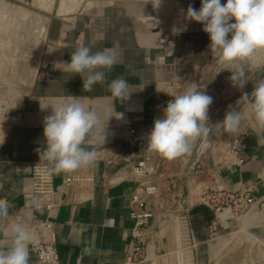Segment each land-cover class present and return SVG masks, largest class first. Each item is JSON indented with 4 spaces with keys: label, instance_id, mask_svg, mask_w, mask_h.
I'll return each instance as SVG.
<instances>
[{
    "label": "crops",
    "instance_id": "1",
    "mask_svg": "<svg viewBox=\"0 0 264 264\" xmlns=\"http://www.w3.org/2000/svg\"><path fill=\"white\" fill-rule=\"evenodd\" d=\"M199 1L160 0L157 6V0H104L98 7L83 6L81 11L61 15L60 4L54 6L52 1L44 0V8L34 5L41 17L43 51L45 55L54 50L57 54L47 56L40 64L32 90L25 95L33 97L18 108L21 112L18 118L0 129V199L10 204L8 220L0 222V238L12 220L26 222L33 231L32 227L46 218L45 212L29 208L27 201L34 195L29 165L40 161L36 149L46 147L43 128L51 107L70 97H79L86 107L100 114L103 128L112 106L106 84L123 76L132 93L124 102L115 99L116 111L111 113L116 116L120 112L123 117H112L107 122L104 144L88 145L96 152L91 168L92 192L87 198L65 194L63 180L68 173H56L59 190L56 200L61 202L53 221L61 264L124 263L134 224L129 216L130 197L136 187L131 167L143 155V144L154 119L163 116V100L170 97L167 93L180 94L190 83H198L201 91L213 97L208 117L209 123L215 125L223 121L228 107L236 109L237 97L245 92V87L238 89L231 84L229 71H222L223 66L210 51L203 25L186 17L188 6L196 9ZM156 14L157 23H165L159 26L158 34L146 21ZM59 20L61 27H57ZM174 29L193 34V38H186L179 49L161 46L159 38L174 36L178 32ZM114 43L119 44L121 59L105 73L106 84H97L91 92L84 91L78 74L57 69L61 67L57 63L69 61L79 46L100 50ZM261 65L251 63L248 77ZM242 111L241 130L236 134L225 132L223 140L214 142L208 150L214 167L205 161L207 166L189 178L191 189L221 186L238 191L244 184L253 183L255 196L264 198V130L257 127L246 107ZM124 121H132L142 132V143L137 149L125 147L115 134L118 128L123 132ZM231 137H241L246 143L240 158L225 149L224 140ZM88 139L93 137L89 135ZM111 139L114 140L109 142ZM202 139L203 136L195 141L191 154L173 160L152 153L155 158L163 159L167 171L188 172L197 161ZM213 221L214 213L206 205L192 206L154 235L153 250L157 258L147 264H172L175 259L183 264H264V209L254 207L247 212L240 225L243 232L236 239H211ZM29 264H37L31 245Z\"/></svg>",
    "mask_w": 264,
    "mask_h": 264
},
{
    "label": "clouds",
    "instance_id": "2",
    "mask_svg": "<svg viewBox=\"0 0 264 264\" xmlns=\"http://www.w3.org/2000/svg\"><path fill=\"white\" fill-rule=\"evenodd\" d=\"M160 0H157L159 6ZM186 17L203 25L210 40V51L223 70L231 73V84L243 89L248 83L246 64L253 61L258 52H264V0H201L196 10L189 5ZM179 30V29H174ZM121 59L119 44L93 50L83 45L70 55L69 61L58 62L57 69L68 74L79 75L84 91L91 92L97 84L105 85V73L111 71ZM112 100L111 111L106 114V126L101 128L100 114L86 107L79 97H70L51 107V114L45 117L43 136L46 147L37 148L40 160L48 162V175L52 173H71L94 163L96 152L90 150L92 143L104 144L107 139V122L116 116L115 99L126 101L132 93L123 76L106 84ZM168 100L163 116L154 119L151 131L146 136V149L164 159L173 160L191 154L195 141L219 132L236 134L241 130L244 114L242 110L229 107L223 121L209 123L208 111L213 97L200 90L192 82L180 94L167 93ZM252 114L259 129L264 130V78L259 79L249 96L244 93L237 102ZM91 135L93 139L89 140ZM2 144V143H0ZM27 205L43 213V205L38 195H32ZM10 204L0 199V222L9 218ZM34 218V217H30ZM37 235L23 221L12 220L7 223L3 238H0V264H29V246L37 243Z\"/></svg>",
    "mask_w": 264,
    "mask_h": 264
},
{
    "label": "built area",
    "instance_id": "3",
    "mask_svg": "<svg viewBox=\"0 0 264 264\" xmlns=\"http://www.w3.org/2000/svg\"><path fill=\"white\" fill-rule=\"evenodd\" d=\"M221 3H226V0H221ZM159 44L167 49H174L175 35L160 37ZM170 99L171 97H166L163 100L164 107ZM124 122L122 125L124 127H121L123 132H119L118 128L114 130L115 134L121 138L125 147L131 150L137 149L142 143V132L132 121ZM116 135H113V138ZM245 149L246 143L241 137H234L226 145V150L239 158ZM239 163H243V159H239ZM206 166V162L203 161L196 165L193 171L181 173L167 171L163 159L155 158L153 153L146 149V144H143V155L130 171L131 178L136 184L129 202V216L134 224L123 264H147L154 261L157 258L153 250L154 235L167 227L169 223L179 219L196 204H204L214 213V221L210 228L211 239L218 234L223 225L229 223L228 216L235 220H243L252 208L264 209V198L255 196L253 183L244 184L238 191H229L221 186L191 189L189 178ZM29 167L32 191L40 197L43 212L46 213V218L32 227L38 238L37 243L34 246L31 245L36 263L61 264L53 221L61 202L56 200V195L59 193L56 187V173L48 175L45 169L51 165L43 160L32 161ZM91 168L92 164L68 173L63 180L66 188L64 193L67 195L73 193L80 198H87L93 186ZM242 232L243 229L233 239L240 236ZM223 235L232 237L229 228L228 231L223 232ZM172 264L183 263L175 259Z\"/></svg>",
    "mask_w": 264,
    "mask_h": 264
},
{
    "label": "rangeland",
    "instance_id": "4",
    "mask_svg": "<svg viewBox=\"0 0 264 264\" xmlns=\"http://www.w3.org/2000/svg\"><path fill=\"white\" fill-rule=\"evenodd\" d=\"M43 1L21 0L17 3L19 5L17 7L6 6L4 2H0V39L3 41L0 40V75L20 85L14 87L0 84V129L6 126L8 121H11L9 108L18 109L22 104L27 103L30 97H33L32 95L29 97L25 95L30 94L32 90L40 64L46 61L49 56L52 57L57 54L55 50L47 55L43 51L44 33L40 35L42 30L41 17L37 15L39 9L35 8V6L44 8ZM48 1H52L54 6L60 4L58 14L61 15L73 10L81 11L83 6L91 7L93 5L98 7L102 4L100 2L104 0ZM47 18L45 15L43 19L45 23L48 21ZM60 22L61 20H59L57 27H61ZM256 55L251 63L256 64V66L261 65L264 62V52ZM251 63L246 64L248 72ZM248 79L250 80V77Z\"/></svg>",
    "mask_w": 264,
    "mask_h": 264
},
{
    "label": "water",
    "instance_id": "5",
    "mask_svg": "<svg viewBox=\"0 0 264 264\" xmlns=\"http://www.w3.org/2000/svg\"><path fill=\"white\" fill-rule=\"evenodd\" d=\"M19 1H21V0H0V2H4V4L6 6H13V7L19 6V5H17V3ZM199 6H201V1L196 3V5H195L196 9L199 8ZM157 18H159V16L156 14V17H153L151 19L146 20L154 28L155 34L160 33L161 30H160L159 26H162L165 24V23L164 24L157 23ZM162 21H164V20H162ZM186 38H193V34L185 33V32H179V31L177 33H175V40H176L175 48L179 49L182 45V42ZM261 78H264V65H262V66H260L254 70V72L252 73V77L250 78V80L248 81V83L245 86V92L240 93L239 97H237V98L240 99V97L244 93H248L249 96H251V93L254 90V86H255L256 82ZM0 84L5 85V86L11 85L14 87L20 86L19 83H16L14 81H10L9 79H6V77H3V75H0ZM239 99H238V101H239ZM242 107H243V105H240L237 103L236 110H242ZM20 114H21L20 109H10L9 108V115H10L11 119H17ZM224 134H225V132L221 129V131H219V132L210 133L208 137H203L202 142H201V146L199 149L197 161L195 162L191 171H193L195 169L196 165L199 162H201L202 160L207 161L212 168L214 167L212 157L210 156L208 150L214 144V142L216 140H223ZM233 138L234 137H231V138L224 140V144L227 145L228 143H230L233 140Z\"/></svg>",
    "mask_w": 264,
    "mask_h": 264
},
{
    "label": "bare ground",
    "instance_id": "6",
    "mask_svg": "<svg viewBox=\"0 0 264 264\" xmlns=\"http://www.w3.org/2000/svg\"><path fill=\"white\" fill-rule=\"evenodd\" d=\"M89 2V1H88ZM26 13V11H25ZM27 14V13H26ZM40 21V20H39ZM37 26V25H36ZM2 41V39H0ZM35 40V39H34ZM0 41V42H1ZM3 42V41H2ZM4 45V44H3ZM2 48V47H1ZM4 50V49H3ZM2 50V51H3ZM39 54V53H38ZM257 56V55H256ZM255 56V58H256ZM40 57V56H39ZM9 58V57H8ZM18 58V57H17ZM262 60V59H261ZM10 61V60H9ZM254 61V60H253ZM256 61V59H255ZM264 61V60H263ZM262 61V62H263ZM261 63V62H260ZM262 64V63H261ZM15 65V64H14ZM37 65V64H36ZM38 67V66H37ZM36 74V73H35ZM3 89V88H2ZM225 149H226V145H225ZM229 218V223L227 225H223L222 228L219 230L218 234H216L215 236H213L214 238L216 239H220V238H229V237H225V235H223V232L225 231H228V228L229 230L231 231L232 233V237L230 238H234L235 236H237L238 232L242 230V227L240 226L241 225V222L242 220H235V219H232L230 218V216H228Z\"/></svg>",
    "mask_w": 264,
    "mask_h": 264
}]
</instances>
